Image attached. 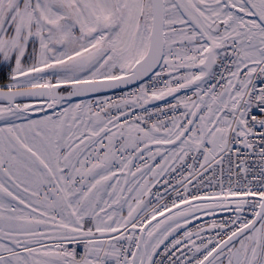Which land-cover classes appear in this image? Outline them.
Wrapping results in <instances>:
<instances>
[{
    "label": "snow or ice",
    "instance_id": "obj_1",
    "mask_svg": "<svg viewBox=\"0 0 264 264\" xmlns=\"http://www.w3.org/2000/svg\"><path fill=\"white\" fill-rule=\"evenodd\" d=\"M0 264H264V0H0Z\"/></svg>",
    "mask_w": 264,
    "mask_h": 264
}]
</instances>
